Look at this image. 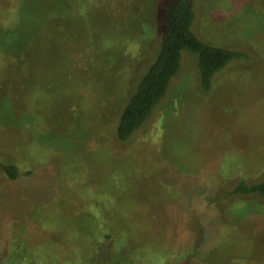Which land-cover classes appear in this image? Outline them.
<instances>
[{
	"label": "rangeland",
	"instance_id": "374dc122",
	"mask_svg": "<svg viewBox=\"0 0 264 264\" xmlns=\"http://www.w3.org/2000/svg\"><path fill=\"white\" fill-rule=\"evenodd\" d=\"M172 0H0V264H264V0H195L197 55L126 141L121 111ZM246 54V55H245Z\"/></svg>",
	"mask_w": 264,
	"mask_h": 264
},
{
	"label": "trees",
	"instance_id": "16d2710c",
	"mask_svg": "<svg viewBox=\"0 0 264 264\" xmlns=\"http://www.w3.org/2000/svg\"><path fill=\"white\" fill-rule=\"evenodd\" d=\"M195 0H172L164 8L162 40L154 60L141 75L138 84L123 107L115 130L119 141L128 140L150 117L153 109L166 95L171 82L177 76L182 54L190 51L197 55L200 84L208 91L215 75L230 62L242 57V52L206 43L192 30L195 19ZM246 55V54H245ZM0 169L14 180L19 177L18 168L0 160ZM231 195L256 196L264 201V178L248 182L236 180L230 185Z\"/></svg>",
	"mask_w": 264,
	"mask_h": 264
}]
</instances>
